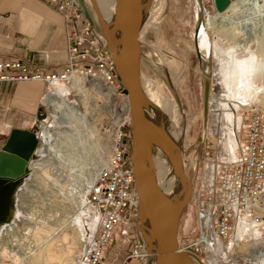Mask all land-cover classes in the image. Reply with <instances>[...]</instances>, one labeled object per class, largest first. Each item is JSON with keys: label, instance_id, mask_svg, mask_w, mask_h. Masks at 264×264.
Wrapping results in <instances>:
<instances>
[{"label": "rangeland", "instance_id": "rangeland-1", "mask_svg": "<svg viewBox=\"0 0 264 264\" xmlns=\"http://www.w3.org/2000/svg\"><path fill=\"white\" fill-rule=\"evenodd\" d=\"M258 1L261 5L264 4L263 0ZM203 2L205 11H208V15H210V17L214 16L217 13L214 8V0H203ZM196 22L197 4L195 0H162L160 14L157 15L155 21L149 24L148 31L143 37V53L146 59L143 57L141 66V77H151L154 80L157 79L156 82L158 83L159 89L165 96L175 99L174 92H176L181 106V113L185 115V127H189L187 128L188 131H186L187 136L184 138V147L188 162L189 176L192 181H194V177L197 175L198 168L195 170L194 162L200 159L202 155V138L204 134H209L212 137L213 148L217 155V160L229 162L225 150H228V152L229 150L230 152H235L237 149L236 139L232 135L237 126V117L240 118L246 110H259L264 112V48L262 49V47H259L260 45L258 46L256 40L253 39L254 36L251 38L247 36V39L245 37V41L247 40L246 42L248 43L247 45H243L239 43V41L229 43L227 38L222 35H214L206 27L205 33L209 45L207 60L210 69V76H208V78L211 82V92L214 94V99L209 107L210 115H208L205 126L203 119L205 76L194 49ZM159 59H164L163 67L169 76H167L161 68L159 69L157 67ZM241 61L245 63L250 61L253 62L250 65L249 63L247 64L249 66L247 77L240 79L241 76H233L234 78L232 77L231 84L228 86L226 73L228 71H233V75H235V65H237V62ZM237 71L240 72L239 70ZM86 80L89 82L90 78ZM238 80L244 82L242 84L244 85L243 88L240 87L241 83L239 84ZM170 84L173 86L174 90H172ZM58 87L67 89L71 101L75 99L74 93L70 90L68 84L61 83ZM239 87L246 93V102L238 103V99L234 100L231 97V94ZM230 88L233 91L231 90L229 92ZM87 95V118L89 119V123L93 125L97 134H102L101 136L105 137L107 140L106 143L108 142L107 150L102 152L99 159H95V162L89 166L88 170L90 172L93 167L101 168L106 165L111 148V139H109L111 138L109 136L110 125L115 117H113V114L108 110V105L110 104H108L109 102H105V98L102 95L97 94V92L91 88L88 90ZM238 95L239 94H237L236 98H238ZM218 98L224 101L236 102V105H233H235V107L237 105L239 106L236 108L234 107L233 110L230 108L225 111V113H218ZM120 104V100H118L116 105L117 110ZM73 110L79 113L77 108ZM228 113L230 116L229 119L226 117ZM222 114L225 115L223 116ZM45 117V123L50 124L53 122L50 109H47ZM62 131L64 130H55L54 134L49 138V147L51 146V149L53 148L51 152L53 156L47 155V157H44V161H40L41 165L36 166L37 173L34 177L35 180L33 178L34 181L31 183V186L21 189L25 192L21 202L25 204H22L21 209H19L18 200L16 199V194L21 185L11 196L10 218L6 222H16L15 224H17V226H15L17 230L15 234H13L14 236L11 235L9 242L10 247L7 245L8 251L11 252V254H9L11 259H9V257L6 258L8 260H5V264H28V262H32L33 258L36 256L35 254L44 249L51 240L58 238L64 232L70 233L76 221L83 223L84 229L86 227V217L88 214H85L81 210L80 205H82V207L86 206V209H88L87 205L83 203L86 201L87 192H89V189L86 188L87 186L85 185L87 177L85 172L82 171L80 167L76 166V162L74 163L73 161L72 163L69 161V157L71 156L69 152L70 149L69 145L65 143L64 138H62ZM37 135L40 139V129L37 131ZM62 140H64V142ZM230 142L236 149H231ZM53 146H56L55 151ZM31 174H33V171L29 169L24 178L32 176ZM6 193H8V189ZM4 195H1L0 201H2ZM78 203L80 205H78ZM194 227L195 215L190 201L184 211L179 233H183L187 230L191 232L194 230ZM82 237H84V235H82ZM83 240L84 239H81L80 244ZM256 240L257 239L253 237H246L243 242L239 244L236 242L235 246L237 244V248L233 246L234 249L233 247L229 249V253H232L234 256L232 255V258L229 260L227 259V261L231 264L234 262L237 264H257V261L260 262L259 259L252 257L253 251L251 249H253L252 246L255 244ZM115 245V242L112 243V246L108 250L105 264L113 263L112 253L115 251ZM15 256L18 259L17 261H14ZM13 257L14 259H12ZM83 257L81 258V262ZM122 258L123 257L120 256L118 261L114 264H121V261H123ZM129 264L139 263L134 261Z\"/></svg>", "mask_w": 264, "mask_h": 264}, {"label": "built area", "instance_id": "built-area-1", "mask_svg": "<svg viewBox=\"0 0 264 264\" xmlns=\"http://www.w3.org/2000/svg\"><path fill=\"white\" fill-rule=\"evenodd\" d=\"M42 1L65 19L67 66L58 72H44L20 58H0V83L41 82L48 88L45 97L59 84H68L71 75L79 74L100 78L116 92V102L129 98L106 50L105 38L96 33L79 1ZM110 112L115 117L109 131L112 147L107 165L86 196L89 214L81 264H105L114 242L112 264L120 256L121 264H145L150 254L138 227L140 196L131 163L132 121L119 122L116 111ZM240 117L233 133L238 142L236 160L218 161L209 134L202 138V155L196 160L198 170L191 196L195 227L179 233L177 251L193 255L203 264H231L219 247L231 243L238 230L244 238L264 240V112L246 110Z\"/></svg>", "mask_w": 264, "mask_h": 264}, {"label": "bare ground", "instance_id": "bare-ground-1", "mask_svg": "<svg viewBox=\"0 0 264 264\" xmlns=\"http://www.w3.org/2000/svg\"><path fill=\"white\" fill-rule=\"evenodd\" d=\"M94 1H95L96 7H97L101 17L105 21L111 22L113 20V18L115 17V13H116V9H117V0H94ZM161 8H162V0H153L152 1V4L148 10V18H147L146 24H145V26L141 32V38H140L141 43H143V37L146 35V33L148 31L149 24H151L152 21H155V19L157 18V15L160 14ZM214 8H215V0H214ZM197 12H198V10H197ZM204 14H205L204 15V23H203L201 30H200L199 47H200L201 53L203 54V56L206 60H207V56H208L207 54H208V48H209L207 38H206V33H205L206 27L214 35H222L223 37L227 38L229 43H231L233 41H239V43H242L243 45H247L248 43L246 42L247 40L245 41V37L247 39V36L248 37L250 36L249 38L254 36L253 39L256 40V42L258 43V46L260 45L259 47H262V49L264 48V4L261 5L258 0H232L229 7L222 13L217 11V13L214 16L210 17V15H208V11L206 10V11H204ZM198 16L199 15L197 14V17ZM194 49H195V46H194ZM151 56H152V54H151ZM144 58H145V56H144ZM164 59H159V62L157 63L158 68L159 67L163 68ZM248 63L250 65L253 62H251V61L246 62V63L242 62V61L237 62V65H235L236 66V69H235L236 73H234L235 75H233V71H228L226 73V77H227L226 81H227L228 86L231 84L230 82H231L233 76H235V77L241 76L240 79H242L243 77H245V78L247 77L248 71H249V66L247 65ZM149 64H150V62H149ZM233 67H234V65H233ZM227 70H229V69H227ZM237 70H239L240 72H238ZM86 79H88V78H85L79 74L71 75L69 77L68 85H69L70 90L74 93V97H75V99L73 101H71L69 99L67 89H61L58 86H56L54 88V90L50 91L43 99V104L51 110V116L53 118V122H51L50 124L43 122L41 124V127H40V133H41L40 145H39V148H38L37 153H36L37 154L36 159H33L31 161L30 167H29V169L33 171V174H31L32 176L23 178L20 182L15 183V184L14 183L7 184V186H8L7 187V189H8V197H7L8 202L7 203L8 204H7V207L5 209L4 214L1 215V217H0V264H5V260H8L6 258H8L9 254H11V252L8 251L7 245H8V247H10L9 242H10L11 235L14 236L13 234H15V231L17 230L16 229L17 224H15L16 222H13V223L6 222L10 218L11 196H12L13 192L21 185V187L19 188V190L16 194V199L18 200V207H19V209H21L22 204L24 203V202L23 203H21V202H22L23 194L25 193L21 189L29 188V186H31V183L35 180L34 177L36 176V173H37L36 166L41 165L40 161H44V157L45 156L47 157V155L53 156V154H51L53 148L51 149V146L49 147V141H50L49 138L54 134L55 130H57V129L64 130V131H62L61 134L63 136L62 138H64V140H65V143H67L69 145V149H70L69 152L71 154V156L69 154V156H70L69 161H71L72 163H73V161H74V163L76 162V166L80 167L82 169V171L85 172V175L87 177L86 182H85L86 183L85 185L87 186L86 188H88L89 191L92 188H94L96 181H97L98 173L103 167H101V168L93 167L90 172L88 169H89V166L95 162V159L98 160L100 155L102 154V152L107 150V148H108L107 143L108 142L106 143L107 140L105 137L101 136L102 134H99L100 136L97 134L95 128L93 127V125H91L89 123V119L87 118V111H88L87 107L88 106H87L86 102L88 99V95H87L88 90L90 88L94 89L97 92V94L102 95L105 98L106 103L109 102L108 104H110V105H108L109 106L108 110H111L112 112L116 111V115H117L119 122H127L128 120L132 121L131 102H130L129 98L124 99L122 101V103L120 104L119 109L116 110V105H117L116 92L113 91L112 89L107 88L103 84L102 80L98 77L90 78L89 82H87ZM156 80H154L151 77H141V85L143 88V92L149 98V100L162 112V114L165 116V118L168 119V121L170 122L171 131H172L173 135L176 138H177V136L178 137L181 136L183 141H184L185 136H187L186 135L187 134L186 131H188L187 128H189V127H187V128L185 127V125H186L185 115L183 113H181L182 111L179 107V104L177 103V101L175 99L165 96L163 94V92L160 91L158 83L156 82ZM234 80H236V79H234ZM238 82H239V84L241 83L240 87L243 88L244 85H242V84L244 82L241 80H238ZM167 87H168V85H167ZM240 87L235 89V91L231 94V97L234 100L238 99V103L239 102L240 103L246 102L247 101L246 93H245V91L240 89ZM231 90L232 89L230 88L229 92ZM237 94H239L238 98H236ZM213 95H214L213 92H211L210 93V101H209L210 106H211V103L214 99ZM106 99H107V101H106ZM262 99H263V97H262ZM234 100H232V101H234ZM69 101L72 104H70ZM235 103L236 102L224 101L222 99H219V103L217 104L218 105V111H219L218 113H221V112L225 113V111L229 110L230 108L233 110L235 105H236ZM233 104H235V105H233ZM237 106H239V105H237ZM69 107H70V109H69ZM75 108L78 109L79 113L77 111L73 110ZM150 116L153 119V121L156 125V128H158L159 130H163V128H165L166 125H165L164 118L158 112H151ZM226 117H228V119L230 118L229 113L226 114ZM237 118H238V120L236 122L237 126H236L234 131L232 130L233 132H235L236 129L238 128V126L240 125V118L241 117L240 118L237 117ZM56 135H57V133H56ZM232 135H233V133H232ZM109 136H110V134H109ZM224 136H225V134H224ZM109 139H111V138H109ZM224 139H225V137H224ZM64 140H62V141L64 142ZM235 142L237 144V149H238L237 139ZM223 143H224V141H223ZM230 144H231V142H230ZM230 146H231V149L234 148V145L231 144ZM111 147H112V145H111ZM55 148H56V146L54 147V151H55ZM234 149H236V148H234ZM237 149L235 152H230V150L228 152V150H225L226 151L225 154L227 155V159H229V161L230 160H236ZM110 152H111V148L109 151V155H110ZM219 152H223V151H219ZM53 153H55V152H53ZM108 159H109V157H108ZM153 159H154V163L156 165V168L158 169V171L160 173V179L162 181L161 182L162 186L165 189H167L166 192L168 193V191L170 192V186L166 181L167 180L166 176L168 173L167 158L164 156V154L161 151L154 149L153 150ZM107 163H108V160L106 162V165H107ZM196 165H197V163L194 162V167H196ZM213 169L214 168H212L210 170L211 173H213ZM91 173H92V177H91ZM33 178H34V180H33ZM82 183H84V182H82ZM1 185H3L2 182H0V186ZM86 191H88V190H86ZM87 193H89V192H87ZM0 198H1V193H0ZM83 203L86 204V201ZM78 205H80V204L78 203ZM80 206H81V210L85 214L86 213L89 214L88 209H86V206L85 207H82V205H80ZM1 207H2V205H1V201H0V210H1ZM83 232H84L83 223H81L80 221H76L73 224V227H72V230L70 233L64 232L58 238H54L53 240H51L46 247L44 246L45 247L44 249H42L37 254H35L36 256L33 258L32 262H30V263L28 262V264H33V263L34 264H69V263L70 264H75V263L81 264V258L84 256V254H83V241L80 244L81 239L84 238V237H82ZM233 238H235V239H233L231 241V243L223 244L219 247V252L221 253V255L224 256L228 260L230 258H232V255H233L232 253L231 254L229 253L228 249L235 246L236 242H238V244H239L240 242L244 241L242 231L238 230ZM236 246H237V244H236ZM252 247H253V249H251L253 251L252 257L260 260V262L257 261V264H259V263L264 264V240H256L255 244ZM233 249H234V247H233ZM9 259H11V258L9 257ZM12 259H14V257ZM17 260L18 259L15 256L14 261H17ZM195 264H203V263L201 261H199V262H196ZM233 264H237V263L234 262Z\"/></svg>", "mask_w": 264, "mask_h": 264}, {"label": "water", "instance_id": "water-1", "mask_svg": "<svg viewBox=\"0 0 264 264\" xmlns=\"http://www.w3.org/2000/svg\"><path fill=\"white\" fill-rule=\"evenodd\" d=\"M78 1L96 33L105 38L106 50L113 57L131 102V163L140 196L138 227L150 254L145 264H195L199 262L195 256L177 251L181 220L193 192L184 141L181 136L176 138L173 135L170 122L144 94L141 85L144 53L140 38L153 0H117L115 17L111 22L101 17L94 0ZM195 1L199 16L194 31V46L205 76L203 119L206 126L211 93L208 78L210 69L199 47L205 9L203 0ZM231 1L215 0V9L222 13ZM161 69L169 76L164 67ZM174 97L181 109L176 92ZM151 112H158L164 118L166 126L163 130L156 128ZM45 118V114H41L33 130H12L0 144V182H4L1 187L18 183L27 175L29 164L36 158L40 145L37 131L41 127L40 123L46 121ZM154 149L161 151L168 161V193L162 186L160 173L154 163Z\"/></svg>", "mask_w": 264, "mask_h": 264}, {"label": "crops", "instance_id": "crops-1", "mask_svg": "<svg viewBox=\"0 0 264 264\" xmlns=\"http://www.w3.org/2000/svg\"><path fill=\"white\" fill-rule=\"evenodd\" d=\"M0 58H20L44 72L68 64L65 19L42 0H0ZM41 82L0 83V144L12 130H33L46 114ZM4 184V182H2Z\"/></svg>", "mask_w": 264, "mask_h": 264}, {"label": "flooded vegetation", "instance_id": "flooded-vegetation-1", "mask_svg": "<svg viewBox=\"0 0 264 264\" xmlns=\"http://www.w3.org/2000/svg\"><path fill=\"white\" fill-rule=\"evenodd\" d=\"M2 186V185H1ZM0 186V193H1V195H4L3 197H2V201H1V205H2V207H1V210H0V217H1V215H3L4 214V212H5V209H6V207H7V202H8V193H6L7 192V185H4L3 187H1Z\"/></svg>", "mask_w": 264, "mask_h": 264}]
</instances>
